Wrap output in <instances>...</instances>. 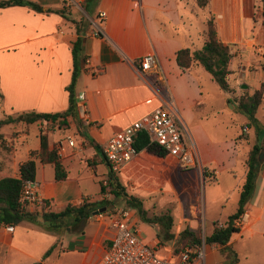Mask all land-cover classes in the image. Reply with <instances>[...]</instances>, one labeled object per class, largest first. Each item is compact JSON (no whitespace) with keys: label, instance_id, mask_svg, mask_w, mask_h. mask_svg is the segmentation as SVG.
Listing matches in <instances>:
<instances>
[{"label":"crops","instance_id":"obj_1","mask_svg":"<svg viewBox=\"0 0 264 264\" xmlns=\"http://www.w3.org/2000/svg\"><path fill=\"white\" fill-rule=\"evenodd\" d=\"M36 2L42 5L43 13H36L27 7L19 6L0 9V33L2 34L0 39L9 37V40L13 41L0 47V92L4 101V109L12 112L60 113L68 108V93L65 87L71 80L70 45L77 38L72 21L80 20L83 15L71 7L67 11L69 20H65L58 14L44 13L47 9L60 10L64 6L68 7L64 0H37ZM79 3L85 5L86 0H80ZM198 8L208 10L207 18H202L205 27L208 17L212 16L219 39L230 47L241 46L243 54L246 53L250 57V63L251 52L256 44L255 38L250 39L251 34H247L246 38L233 40L234 37L231 38V35L225 31L229 21L230 25L235 21L240 24L239 9L235 12L234 0L230 4L227 0H207L204 7ZM88 9L91 14L86 11V16H83L88 26L81 35L82 55L86 61L82 64L83 70L75 88L77 107L82 112V129H73L75 127L70 126L67 129L73 130L72 135L51 144L48 135L53 131H47L49 149L55 148L58 142H62L61 155H56L62 161L67 173L66 179L62 182L54 181L53 169L49 165H41L36 161L35 180L40 182V197L50 205V211L59 212L67 206L62 205V202L59 204L60 191L64 188L59 185L61 183H76L79 196H76V201H72L70 205H78L83 200L94 201L84 192L79 165L84 162L91 168L92 175L97 177L92 167L100 162L99 156H102L105 171L100 174L102 177L100 183L106 184L105 177L108 167L106 168L107 163L102 153L104 146L115 133L124 130L156 109L160 105L156 91L161 90L177 103L181 116L195 142L201 169L182 168L178 161L169 155L165 158H157L140 152L136 157L142 153L147 154L146 159L150 161L148 164L150 168H141L140 162L135 161L136 157H134L124 164L120 171L134 174L155 166L156 171L153 169V178L158 182H166L169 171L177 168L190 176L195 187L197 185L204 187L207 183L215 185V190H219L221 179L227 180L229 186L222 197L215 196L213 191L209 192V204L214 206L224 200L220 205L222 208L232 199L236 212L241 189L246 179L249 152L254 145H260L262 150L259 159L263 160V166L255 180L253 192L243 206V213L247 212L249 215L248 223L239 229L238 234L242 236L247 232L250 237L264 238V139H260L263 131L261 130L259 136H255L253 128L247 124V119L235 109L236 102L234 101L240 93L246 92L251 95L258 88L249 91V86L240 83V90L230 85L232 91L229 94H221L219 113L235 118L234 121H238L240 129L227 138H217L206 130L204 121L192 111L195 103L202 100L204 92L201 80L205 77L204 69L194 64L190 70H183L176 64L177 51L189 48L186 37L191 39L190 18L198 11L192 9L188 13L181 0H98L95 7L89 6ZM256 11L255 7L250 12L251 29L261 25L262 15L260 18L257 17ZM98 12L106 14L102 26L104 38H95L91 35L92 22ZM185 16L190 19L188 23ZM218 21H221V27L224 28L221 36ZM147 55L155 57V66L142 76L138 72L135 61ZM94 69H100L101 73L93 75ZM248 70L257 71L252 68ZM243 71L242 73L245 72ZM244 86L246 88H243ZM78 96L82 99L79 100ZM68 120L71 125V118ZM257 121L260 124L259 127L262 128L264 119H257ZM25 126L27 133L33 130L35 134L37 130L39 138L41 129L48 125L46 122H37ZM20 136L21 134L18 138ZM67 138L74 141L75 148L68 146ZM38 149L39 147L26 149V161L30 153ZM21 163L23 162L16 163L13 155H8V158L0 160V175L18 178ZM46 167L51 172V178L48 180L43 178ZM203 169L215 175V183L208 182V180L203 182ZM73 171H77L76 177L70 178ZM206 196L207 191L204 188L203 207L198 208L204 221H206ZM190 208L195 211L197 206L191 205ZM25 211L36 213L33 208ZM222 213L218 212L211 223H220L217 217H221ZM36 219L40 220L39 217ZM19 228L33 232L44 231L42 227L27 221L14 227L12 233H7L3 227H0V247L13 248L14 241L21 236L18 233ZM75 228L72 232L68 231L66 238L56 240L61 252L58 258H68L73 260L74 264H95L109 243V232L106 225L98 223L97 227L89 233L84 231V226L82 229L79 226ZM37 235L40 236L39 233ZM155 245L157 246L158 243L152 241V244L148 246ZM212 246H215L218 251L216 245ZM51 247H54V244ZM164 250L169 253L167 248ZM17 251L27 257L25 252ZM39 259L31 258L35 263Z\"/></svg>","mask_w":264,"mask_h":264},{"label":"rangeland","instance_id":"obj_2","mask_svg":"<svg viewBox=\"0 0 264 264\" xmlns=\"http://www.w3.org/2000/svg\"><path fill=\"white\" fill-rule=\"evenodd\" d=\"M26 1L36 2L37 0ZM227 1L228 4L232 2V0ZM64 2L68 5V7L64 6L67 9H65V13H67L71 7H74V10L77 12L79 11L83 16L85 15L86 11L91 14L86 4L82 5V3H79L80 0H64ZM181 2H183L184 8L188 13H190L192 9L198 11L195 13L196 16L193 14V16L190 18L192 34L190 40L188 37H186V42H188L187 44L191 50H199L202 48L201 46L204 43V31L206 28L202 18H207L208 10L198 8L200 6H198L194 0H181ZM234 2L235 12L237 9H239L238 17L240 24L238 22L236 23V21H233L234 23L230 25L229 21L228 25H226L225 31L231 35V38L234 37L233 40L237 38H246L247 34H251L252 37L249 36V38H255L254 40L256 44L251 52L252 60L250 63V57H248L246 53L243 54L241 51V46L234 45V47H230L233 58L231 60V68H229L231 69V74L228 76L227 81L229 86L231 85L236 90H240L239 85L242 83L247 87L249 86V91H252L253 88H258L259 85L264 82V30L261 25L259 27H255V29L250 28L252 25L250 12L251 9L256 7L257 17L260 18L262 8L264 6V0H234ZM220 5L222 4L220 3ZM220 5L219 8H221ZM92 6L95 7L94 4ZM83 16L82 19H84ZM185 17L188 23L190 19L188 16ZM218 23L219 34L221 36L224 28L222 29L221 27V21H218ZM1 31L2 33L4 32L2 28ZM1 36L2 34L0 33V37ZM9 39V37L6 39H0V47L4 44H10L13 42ZM247 66L248 69H257V71L252 72L247 69ZM242 71L244 73H242ZM204 75L206 78L204 77L201 80L204 92L202 95V100L195 103V105L192 107V111L198 118L201 117V120L204 121L203 123L206 130L210 134L220 139L227 138L233 132H237V130L240 129L238 121H234L235 118L233 119L231 116H224L219 113V110L221 109V94H229L230 92L222 90L215 82L211 80L206 72H204ZM244 94L247 93H240V96L234 98V101L236 102L238 98ZM0 95H2L1 92ZM194 107H197L198 110H195ZM27 112L31 111H23L18 113L4 109V101L0 97V120L7 116L16 118L19 115ZM81 118L82 114L80 110H77L74 118L71 117V125L58 127L57 123H46L48 126L46 128H42L41 130L44 133H47L48 130L53 131L48 135L49 143L51 144L52 142L65 139L68 135H72L73 130L67 129L70 128V126H72V128L74 126L75 128L73 129H82ZM256 119H264V101L257 110ZM247 124H249L248 120ZM249 126L253 128L256 136L255 128L250 124ZM258 126H260L259 122ZM0 132L4 139V147L0 151L1 161H3L5 158H8V155H13L16 163L25 162L26 149H36L39 147L37 130L35 131V134L33 130L30 133H27V128L24 123L16 122L3 126L0 129ZM19 134H21V136L18 138ZM146 156L147 154L142 153L135 158V161L140 162V166L143 169H146V167L150 168V166H148L150 161L146 159ZM148 156L151 157L150 155ZM99 158L100 162L93 167L91 166L92 169L95 170L97 177L92 175L91 168L88 167L87 164L83 162L79 165V174L85 194L91 196L94 201H107L110 203L108 206L128 208L133 211L135 218L139 220L138 224L140 241L145 245L152 244V241L157 242L159 252L162 254L175 256L186 250H188L189 253H193V251L198 248V245H193L188 239L180 237L179 233L187 229L193 232L194 236L201 240V243H204V238L209 236L214 228L225 226L229 217L235 212L232 199L226 202V205L222 208H220V205L224 200L220 201L214 206L209 204V192L213 191L212 193L215 196L220 195L222 197L225 190L229 186L227 180L221 179L219 190H215V185L207 183L204 187L198 185L195 187L190 176L177 168L174 170L171 169V171H169L168 175L166 176L168 177L166 182H158L157 179L153 178V169L155 170V166V168L153 167L149 170L147 169L134 174H129L122 170L115 173L121 186L124 187L125 192L129 196L134 197L141 202L142 208L146 212V217L153 218L167 216L171 218V226L168 234H161L159 237L155 236L156 229L149 224L141 222L139 213L136 211V209L115 199L110 193L108 187L106 188L103 195L100 194V178H102L100 174L105 171V168L103 166L104 163L102 156H99ZM158 163L160 164L159 161ZM108 172L109 170L107 168V175L105 177L106 181L108 178ZM50 173V169L46 167V171L43 173V178L45 180L50 179ZM16 174L18 173L16 172ZM76 174L77 171H73L70 178H75ZM39 177H41V175ZM39 177L37 176V178ZM59 185L64 187L60 191L61 197L59 199V204L62 202L63 204H61L66 206L72 201H76V196H79L77 193L76 183L66 182ZM204 188L206 189L208 196H206L205 208L206 221L202 219L198 212V208L203 207ZM191 205L197 206V209L195 208L194 211L193 208H190ZM218 212H223L221 217H217L219 218L220 223H211L212 219L218 215ZM105 223H107V221ZM97 224V222L88 219L87 222H83L78 226L81 229L84 226V231L89 233L92 232L95 227H97ZM165 225H167V222ZM74 229H76L75 224L72 223H69V225L59 224L52 231H46L43 229L46 232L41 230H36V232L26 231L25 229L19 228L18 233L21 234V236L14 241L12 244L13 248L0 247V264H34L35 262H33L31 258L39 259L41 254H43L46 249L47 251L51 249V252L43 264H74V261L68 258H58L61 252L59 251V244L56 242V240L59 241L66 238L69 232H72ZM38 233L40 236L37 235ZM53 244L54 247H51ZM230 245L237 256L238 264H264V238L250 237L249 233L247 232L242 236L236 233L233 234ZM204 246L206 253V264H230V262L220 254L219 250H216L215 246ZM164 248H167L169 253H167ZM17 250L22 251L23 253L25 252L27 257L22 256V253H19Z\"/></svg>","mask_w":264,"mask_h":264},{"label":"trees","instance_id":"obj_3","mask_svg":"<svg viewBox=\"0 0 264 264\" xmlns=\"http://www.w3.org/2000/svg\"><path fill=\"white\" fill-rule=\"evenodd\" d=\"M98 0H86V6L95 5ZM196 4L200 7H204L207 0H195ZM27 7L36 13H43L42 5L37 2H28L26 0H0V9H6L10 7ZM45 14L55 13L60 15L65 20H69L68 13H65V8L52 11L47 9ZM262 21L261 26L264 30V11L261 12ZM75 26L77 38L71 43L70 51L72 55V71L70 83L65 87L68 93V108L64 112L60 113H38L35 111L23 113L16 118L7 116L0 120V129L3 126L13 123H24L25 125L34 124L37 122H46L50 124H58V127L68 126L69 118H74L77 107V98L75 94V88L78 82V78L83 70L82 64L86 61V58L82 55L81 48V35L84 29L88 26L85 19L78 21H72ZM233 58L230 46L225 45L218 37L217 28L213 17H210L206 21V28L204 31V44L201 49L191 51L189 48H183L176 53V64L180 69L190 70L194 64L200 65L206 73L211 77V80L215 82L222 90L231 92L227 78L231 74L229 69L230 62ZM2 98V95H0ZM264 101V82H262L258 89H256L251 95L244 94L236 101V110L242 114L256 130V135L259 136L261 130L262 135L260 139H264V125L262 128L258 126L256 119V113L260 105ZM203 106V105H200ZM194 107L195 110H198ZM4 139L0 132V151L3 149ZM135 148L137 153L145 152L157 158H165L167 153L159 146L150 143L145 134H139L135 141ZM99 150V147H97ZM261 146L254 145L249 152L247 160V174L245 182L242 186L238 208L236 212L229 217L225 226L216 227L211 234L204 238V245H216L220 254L227 259L230 264H238L237 256L233 251L230 243V239L233 234L239 232V229L233 227V221L237 219L243 213V206L251 196L255 180L263 166V160L259 159L261 152ZM36 161L41 165H49L54 172V181L62 182L66 179L67 173L62 165L61 159L56 155L55 148L49 149L47 142V133L41 132L39 135V149L30 153V157L27 161L19 165V177H4L0 175V227L10 225L13 228L23 221L30 222L32 224L43 226L46 231L54 230L59 224L69 225V223L75 224V227L86 222L90 215L97 209L102 207H109L107 201L98 200L89 202L83 200L78 205H67L59 212L53 211H40L36 213H30L21 209L18 205V198L22 187V182L26 180H34L36 173ZM108 178L106 185L100 183V194L103 195L108 187L110 193L115 199L133 207L139 213L141 222L149 224L156 229V236L164 234L167 235L171 226V218L167 216L161 217H146V212L142 208L141 202L134 197L129 196L124 187L121 186L115 172H113L108 166ZM203 182L215 183V175L207 171L202 170ZM36 217H39L38 221ZM167 222V225H165ZM180 237L188 239L193 245L201 246V240L196 238L193 232L189 230H183L179 233ZM51 249L44 253L41 260L34 264H43ZM178 255V254H177ZM176 256V255H175Z\"/></svg>","mask_w":264,"mask_h":264},{"label":"built area","instance_id":"obj_4","mask_svg":"<svg viewBox=\"0 0 264 264\" xmlns=\"http://www.w3.org/2000/svg\"><path fill=\"white\" fill-rule=\"evenodd\" d=\"M106 14L98 12L92 22L91 35L104 38L103 23ZM138 72L144 76L155 66V57L147 55L135 61ZM93 75L101 73L94 69ZM160 105L149 115L133 122L124 130L115 133L104 146L102 153L110 169L117 173L121 167L137 156L135 141L139 134H145L150 143L163 149L167 155L175 158L182 168L201 169V163L195 142L189 128L181 116L175 100L161 90L156 91ZM81 100L82 97L78 96ZM69 147L75 148L71 138H67ZM62 142L55 150L60 156ZM106 185V184H105ZM40 182L26 180L22 182L18 205L21 209L33 208L35 212L50 211V205L40 197ZM103 212L91 214L89 219L106 225L109 232L108 245L95 264H206L205 246L196 248L193 253L188 250L176 256L162 254L158 246H148L139 239V224L134 212L128 208L114 206L104 207ZM249 215L242 213L233 221V227L240 229L248 223ZM107 221V223H105ZM221 227V226H220ZM5 232L12 233L13 227L3 226Z\"/></svg>","mask_w":264,"mask_h":264},{"label":"water","instance_id":"obj_5","mask_svg":"<svg viewBox=\"0 0 264 264\" xmlns=\"http://www.w3.org/2000/svg\"><path fill=\"white\" fill-rule=\"evenodd\" d=\"M262 11H264V6H263V8H262ZM243 88H246L245 86L243 87ZM231 106V105H230ZM81 112V111H80ZM81 114H82V112H81ZM105 210V208L104 207H102V208H100V209H97L95 212H93L92 214H96L97 212H103Z\"/></svg>","mask_w":264,"mask_h":264}]
</instances>
